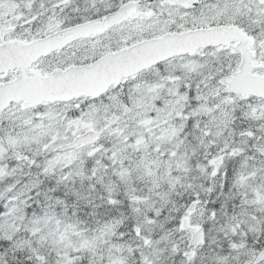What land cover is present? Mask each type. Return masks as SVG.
Here are the masks:
<instances>
[{"label": "snow or ice", "instance_id": "snow-or-ice-1", "mask_svg": "<svg viewBox=\"0 0 264 264\" xmlns=\"http://www.w3.org/2000/svg\"><path fill=\"white\" fill-rule=\"evenodd\" d=\"M0 264H264V0H0Z\"/></svg>", "mask_w": 264, "mask_h": 264}]
</instances>
